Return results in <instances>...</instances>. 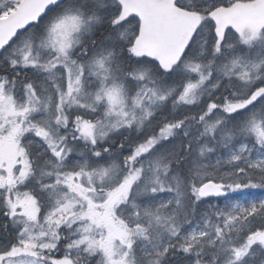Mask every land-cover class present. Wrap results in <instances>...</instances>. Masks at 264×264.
Listing matches in <instances>:
<instances>
[{
  "label": "snow or ice",
  "instance_id": "6c2138e0",
  "mask_svg": "<svg viewBox=\"0 0 264 264\" xmlns=\"http://www.w3.org/2000/svg\"><path fill=\"white\" fill-rule=\"evenodd\" d=\"M0 264H264V0H0Z\"/></svg>",
  "mask_w": 264,
  "mask_h": 264
},
{
  "label": "trees",
  "instance_id": "16d2710c",
  "mask_svg": "<svg viewBox=\"0 0 264 264\" xmlns=\"http://www.w3.org/2000/svg\"><path fill=\"white\" fill-rule=\"evenodd\" d=\"M254 192H256L257 194H259V190H252ZM213 200H211L210 202H212Z\"/></svg>",
  "mask_w": 264,
  "mask_h": 264
},
{
  "label": "rangeland",
  "instance_id": "374dc122",
  "mask_svg": "<svg viewBox=\"0 0 264 264\" xmlns=\"http://www.w3.org/2000/svg\"><path fill=\"white\" fill-rule=\"evenodd\" d=\"M212 202H213V203H215L216 201H215V200H213Z\"/></svg>",
  "mask_w": 264,
  "mask_h": 264
}]
</instances>
